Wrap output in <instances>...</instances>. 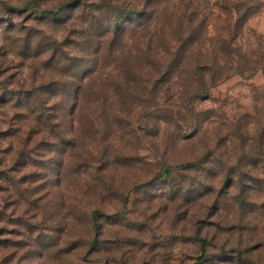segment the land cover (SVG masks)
<instances>
[{"label":"rangeland","instance_id":"1","mask_svg":"<svg viewBox=\"0 0 264 264\" xmlns=\"http://www.w3.org/2000/svg\"><path fill=\"white\" fill-rule=\"evenodd\" d=\"M67 1L0 0V264H264V0Z\"/></svg>","mask_w":264,"mask_h":264},{"label":"trees","instance_id":"2","mask_svg":"<svg viewBox=\"0 0 264 264\" xmlns=\"http://www.w3.org/2000/svg\"><path fill=\"white\" fill-rule=\"evenodd\" d=\"M80 0H68L63 6H60L59 8L55 9V10H51V9H47V10H42L41 14H45V13H50L52 15H58L60 14V10L65 8V7H74L77 4H79ZM116 2H124V0H108L107 3H116ZM111 5V4H110ZM114 8V11L109 13V16H106V21L109 24L108 27H105L103 31H100L101 34L104 33H108L111 32L112 34H116L117 32H119L120 30H122V22L123 21H127V19L129 18L128 16L125 15L126 12H124L123 9H120L118 6L114 7V5H112ZM142 14V13H140ZM118 17H122V20H118ZM109 21V22H108ZM28 94V93H27ZM19 104H10L11 108H16L18 107ZM35 109H31V112L35 114V117H33L34 120L36 121H40V119L42 117H46L47 115V111L46 108L44 107V104L42 103H37V105L34 106ZM246 155L242 154L240 155L236 160H237V165L235 168H222V171L225 172L226 176L229 177L230 182H234L237 181V178H241V175L243 174V169L241 167V163L239 164V162H243ZM183 166L185 167V169L189 170L191 168H193V163H186L183 164ZM162 175H164V177H169L170 175H172V171L169 168H165L164 169V174H162V172H159L158 174H155L154 177H161ZM125 206V202L124 205ZM90 221H91V225L96 233L95 237L93 238L94 243L97 242V234L100 232V224L97 221V213L94 211L92 212L91 216H90ZM205 240L202 239L201 240V252L204 253V247L203 245L205 244Z\"/></svg>","mask_w":264,"mask_h":264},{"label":"clouds","instance_id":"3","mask_svg":"<svg viewBox=\"0 0 264 264\" xmlns=\"http://www.w3.org/2000/svg\"><path fill=\"white\" fill-rule=\"evenodd\" d=\"M118 20H122V17H118ZM109 24L107 22H105L104 20H101L98 22V26H97V33L99 31H103L105 27H108ZM93 49H88L87 51H92ZM87 67V65H85V68ZM81 70H84V69H81ZM65 100H67V104H66V108L65 110H70L71 108V98L70 97H67V96H57V98L53 101H51L52 104H55V105H59L61 104L62 102H64ZM39 219V218H38Z\"/></svg>","mask_w":264,"mask_h":264}]
</instances>
